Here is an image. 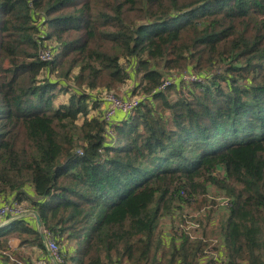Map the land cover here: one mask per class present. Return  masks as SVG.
Returning <instances> with one entry per match:
<instances>
[{"label":"trees","instance_id":"16d2710c","mask_svg":"<svg viewBox=\"0 0 264 264\" xmlns=\"http://www.w3.org/2000/svg\"><path fill=\"white\" fill-rule=\"evenodd\" d=\"M131 80L143 98L111 137L99 94ZM29 185L60 264H199L217 228L232 264H264V0H0V203ZM212 190L228 214L179 233ZM12 233L46 248L17 218L0 264L29 262Z\"/></svg>","mask_w":264,"mask_h":264},{"label":"built area","instance_id":"2783aa9c","mask_svg":"<svg viewBox=\"0 0 264 264\" xmlns=\"http://www.w3.org/2000/svg\"><path fill=\"white\" fill-rule=\"evenodd\" d=\"M33 6V2L30 3ZM55 51L48 46H41L39 49L38 56L42 60H51L54 59ZM174 81H184V82H202L204 81L203 74L193 70H186L181 74H177L172 77H167L164 79L162 84L157 88L158 90H164L166 87L171 85ZM156 89V90H157ZM99 98L103 101L105 105V109L103 112V118L107 123V132L113 137L114 131L112 129L113 125V117L116 112L121 111L123 114L128 117L132 115L136 108L139 106L140 100L143 98L139 97H125L116 94L114 91H104L99 94ZM82 153V152H80ZM185 194L184 192H182ZM199 195H195L198 197ZM209 200V204L204 205L200 209H193L190 207L185 208L182 216L179 214L173 215V219H175L176 230L180 232L186 233L191 239L202 237L205 239L203 235L204 222L201 220L203 215H206V212L210 210L212 207H217L218 209H228L232 206V197L226 194L225 192L219 190H212L206 194ZM193 199V198H192ZM27 206L16 199L12 198H4L0 203V219H9L14 216H18L24 213H27ZM30 212V211H29ZM35 215V212H34ZM169 224H172V221H168ZM40 231L43 233L45 237V244L49 250V253L54 261H57L59 264L63 261L60 251V245L56 239V236L52 231L45 228L44 226L40 227ZM213 239H211V243L205 250V254L201 257L199 264H232L228 257L225 245H221L218 249H213L211 246L214 245ZM10 245V243H9ZM12 246V245H11ZM11 250V248H9ZM7 250V251H9ZM5 251V253L7 252ZM217 252L214 256L211 254L212 252ZM18 264H48L46 259H39L35 262H26L19 261Z\"/></svg>","mask_w":264,"mask_h":264},{"label":"crops","instance_id":"0c3cea01","mask_svg":"<svg viewBox=\"0 0 264 264\" xmlns=\"http://www.w3.org/2000/svg\"><path fill=\"white\" fill-rule=\"evenodd\" d=\"M134 80H131L129 83L125 84L122 87V95L125 97H130L131 95V88L133 87ZM103 109H105V106H103ZM102 109V110H103ZM123 117H126L123 112L118 111L113 117V124L117 123L119 120L123 119ZM24 192L26 193V197L23 200L22 203H24L27 206L28 213L25 214L24 217H27L33 223L36 225V227L39 229L36 216L34 215L35 210L31 208L30 201L35 198V192L34 189L31 185L27 186L26 189H24ZM11 197V196H10ZM9 197V198H10ZM30 211V212H29ZM7 219H0V226H4L8 223H6ZM9 248L11 250L15 251H22L25 255V259L28 260L29 262H35L39 259H46L48 264H57L53 258L51 257L49 250L46 246L45 249H42L41 247H38L36 245H21L19 239H9ZM12 245V246H11ZM46 245V244H45ZM206 264V263H205Z\"/></svg>","mask_w":264,"mask_h":264},{"label":"rangeland","instance_id":"374dc122","mask_svg":"<svg viewBox=\"0 0 264 264\" xmlns=\"http://www.w3.org/2000/svg\"><path fill=\"white\" fill-rule=\"evenodd\" d=\"M134 97H139V95H136V96H134ZM208 214V211L206 212V215ZM225 214H228V211H226L225 209H217V208H215V210H214V212L212 213L211 212V217H213V219H211L212 220V222L211 223H208V220H206V215H203L204 217H203V222H204V225L206 224V222L208 223V225H207V229H206V231H212V229H213V223L214 224H216V226L218 225V223L220 222V220L222 219V217L225 215ZM167 228H169V223L167 222L166 223V225H165ZM204 229V228H203ZM216 232L215 233H213V235H210L209 236V240H210V243H211V239H213V243H215L214 245H212L211 247L213 248V249H218V248H220V246L221 245H223L224 244V242H223V239H222V237L220 236L221 235V233H220V229L219 228H217L216 230H215ZM219 231V232H218ZM16 234H14V233H12V234H10L9 236H10V238L9 239H13V238H15V239H17V236H15ZM215 253H217V252H212L211 254L214 256V254Z\"/></svg>","mask_w":264,"mask_h":264},{"label":"water","instance_id":"95a60500","mask_svg":"<svg viewBox=\"0 0 264 264\" xmlns=\"http://www.w3.org/2000/svg\"><path fill=\"white\" fill-rule=\"evenodd\" d=\"M27 213H28V212H27ZM25 214H26V213L21 214V215H18V216L11 217V218L7 219L6 223L11 222V221H13V220H15V219H17V218L24 217ZM35 216H36V220L38 221V222H37L38 227L40 228V227L43 225L42 220H41V218H40V216H39V214H38L37 212H35ZM43 239H44V242H45V237H44V235H43ZM55 262H56L57 264H59L57 261H55Z\"/></svg>","mask_w":264,"mask_h":264}]
</instances>
